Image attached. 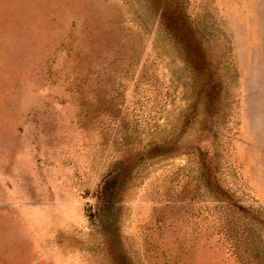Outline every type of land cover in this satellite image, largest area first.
I'll list each match as a JSON object with an SVG mask.
<instances>
[{
    "label": "rangeland",
    "instance_id": "obj_1",
    "mask_svg": "<svg viewBox=\"0 0 264 264\" xmlns=\"http://www.w3.org/2000/svg\"><path fill=\"white\" fill-rule=\"evenodd\" d=\"M0 264H264V0H0Z\"/></svg>",
    "mask_w": 264,
    "mask_h": 264
}]
</instances>
